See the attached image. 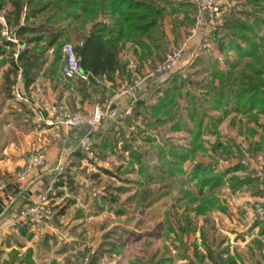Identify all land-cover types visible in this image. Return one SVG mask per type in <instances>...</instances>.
Segmentation results:
<instances>
[{
	"label": "trees",
	"instance_id": "obj_1",
	"mask_svg": "<svg viewBox=\"0 0 264 264\" xmlns=\"http://www.w3.org/2000/svg\"><path fill=\"white\" fill-rule=\"evenodd\" d=\"M232 1L235 4L230 11L223 13L222 25L212 29L210 33L214 44L218 46L221 53L225 54L228 68H219V61L215 60L208 66L211 69L210 82L200 87L205 97L199 99L189 94L188 117L194 122L193 128L190 129L189 147L179 150L176 146L169 149L157 146L163 165L160 169L161 173L156 178L151 173L152 164L148 159L150 152L145 147L137 149L130 139L127 140L125 132L126 128L133 125L138 118H142L146 128L150 129L164 127L169 121H172L171 129L173 130H181L182 123L186 125V121L182 122V119L176 121L175 118L181 106L179 98L182 97L183 88L187 84H193L194 81L184 74L183 69L174 70L171 73L156 71L158 64L165 60L170 47L171 42L164 28V20L168 14L178 10L175 1L0 0V11L4 10L8 27L15 29L17 37L25 45L34 43L32 47L29 46L19 53L18 61L23 68L20 89L25 95L30 94L29 87L46 64L48 60L46 53L53 46L54 59L48 72L52 77H56L60 68L63 45L71 41L73 37L78 40L75 49L80 56L81 68L90 75L89 81L76 80L80 83L84 98L88 96L87 87H95L96 77L112 82H115L118 77L122 80H131L133 74L128 71V63L120 55L126 42L135 45L140 68H144L145 63L152 60L156 77L162 80L140 93L133 114L122 126L120 134L124 139L123 148L130 156L129 165L136 167L145 181L153 182L168 177L173 178L171 183L175 186L183 179L184 161L189 157L193 158L198 150H206L204 130L207 127L205 119L210 117L208 107L215 111H223L224 115L232 111L242 114L247 117L248 122L264 128V124L260 121V116H264V0ZM188 3L194 5L196 11L194 21H197V5L191 1L186 4ZM185 18H190L188 13ZM89 25L90 28L87 29ZM4 28L5 25L0 21V55L8 54L15 67L5 75L8 84L6 89L10 92L15 82L11 74L16 73L18 64L13 58L16 44L2 35ZM80 42L82 45L79 44ZM231 52L235 53L232 60L228 57ZM202 59L197 57L194 61ZM196 84L199 85V83ZM154 93L157 99L153 103L150 97ZM222 121L223 116L210 117V123L215 128ZM107 129L110 133L117 132L114 126ZM211 130L208 129L209 132ZM92 131V135L95 133L101 135L104 128ZM137 132L140 134L144 132V129L137 126ZM137 132H132L134 140H136ZM216 132L218 139L213 145V150L219 155L224 152L228 159L233 154L232 147L228 144L224 145L220 139V133ZM250 133L256 135L257 130L251 129ZM145 138L148 141L154 140L149 135ZM237 150L239 153L242 152ZM250 151L264 152V134L258 142H254ZM167 153L172 155L171 159H167ZM76 155L81 159L86 157L80 148H77ZM240 170L248 171L249 175L246 177L237 175L236 172ZM107 172L110 171L107 170ZM191 172L192 178L197 181L198 193L182 190L189 205L188 212L182 215L177 214L175 222L171 220V224L176 227H170L172 231L176 230L177 240L183 245L182 258L187 261V264H239L241 255L232 254L230 247L223 245L225 238L216 235L215 227L194 225L190 212L195 211L196 216H199L207 214L208 210L215 206L221 205V208L225 209L220 203L216 190L226 184L227 178L230 179V186L234 191L246 185L247 188H254L258 194L261 193L259 185H254L256 177L253 171H250L248 165L241 160L219 171L215 170L212 162L197 161ZM68 175L72 176L71 173ZM61 178L58 183L60 185L64 183ZM69 184L72 185V182L69 181ZM157 192V189L145 187L141 190L140 203L153 204L155 198L161 196V194L157 196ZM193 203H197L195 208L192 207ZM259 216L263 218V215ZM256 223H261V220H256ZM262 223V232H264V222ZM197 230L200 232V243L186 241L185 236L190 237L196 234ZM257 242L261 245L260 240L257 239ZM98 252L83 253V255L88 254L87 264L98 263ZM163 261L152 259L151 263L163 264ZM71 264H77V262Z\"/></svg>",
	"mask_w": 264,
	"mask_h": 264
},
{
	"label": "rangeland",
	"instance_id": "obj_2",
	"mask_svg": "<svg viewBox=\"0 0 264 264\" xmlns=\"http://www.w3.org/2000/svg\"><path fill=\"white\" fill-rule=\"evenodd\" d=\"M174 1L177 3L178 0ZM219 1L223 6L224 1ZM233 5L223 9L230 11ZM166 21L168 31L175 40L171 17H167ZM207 31L211 33L210 27ZM183 38L181 36L180 39L175 40L176 44H172L167 52L170 48L181 51L180 60L185 61L180 69H183L184 74L194 81L193 84H187L183 88L182 97L179 98L181 106L175 118L176 121L181 119L182 122L186 121V125L182 123L181 130H173L172 121H169L164 127L150 129L146 128L142 118H138L135 121L131 119L134 124L126 128L125 132L127 140L130 139L137 149L145 147L150 152L148 159L152 164L151 173L155 178L161 173L160 169L163 165L157 146L166 149L176 146L179 150L189 147L190 129L194 125L188 117L189 94L199 99L205 97L200 87L210 82L211 69L208 66L215 60L219 61V68H228L225 54L221 53L216 44L207 47L200 42L196 45L199 56L195 54L193 57H183L187 42ZM128 55L129 52H124L123 58L129 60ZM233 56H235L234 52L228 54L231 60ZM130 57H134L132 52ZM197 57L203 59L194 61ZM53 59L54 53L49 56V64ZM5 72L6 70L2 72L0 69L2 90ZM142 74L133 73L130 79L144 76ZM156 80L157 77L151 76L146 78L144 83L153 86ZM42 82L45 83L46 79H40V85L45 88ZM79 84L76 80L61 79L58 74L52 77L51 85L56 89L55 99L68 111H78L77 104H84L82 101L84 98L80 96L83 92ZM87 88V91L100 90L101 86ZM2 96L8 97L12 105L22 104L15 100L11 91L5 92ZM36 97L35 95V99ZM150 98L153 103L157 99L155 93ZM79 107L80 110H84L83 106ZM10 110L14 112L16 108L11 106ZM208 110L210 117L223 116V121L215 128L210 123V117L205 119L206 150H198L193 158L189 157L184 161L183 179L175 186L171 183L173 178L168 177L153 182L145 181L137 168L129 165L130 156L123 148L124 139L120 129H116V133H110L107 129L110 126L103 127L104 131L101 135L95 133V158L85 157L76 178L69 176L68 172L67 177L61 178L66 181L64 185L67 187L64 191L67 195L61 197L57 190L60 199L52 201L55 215L40 225L33 226L21 222L14 226L15 228L10 227L4 233H0V264H71L73 262L87 264L88 254L83 255V253L89 251H99L97 264H152V259L164 260L163 264H185L187 262L181 258L184 252L183 245L177 240L176 230L172 231L170 227H176L171 224V220L175 222L177 214L188 212L189 205L182 190L198 193L197 181L192 178L193 165L197 161L212 162L215 170L219 171L241 160L248 165L250 171H253L256 177L254 185H259L261 193L258 194L254 188H247L246 185L234 191L230 186V179L227 178L226 184L216 190L220 203L225 209L220 205L210 208L207 214L196 216L195 211H191L190 215L192 222L198 227L202 225L215 227L216 235L225 238L223 245H228L232 254L241 255L240 264H264V235H260L258 227L252 228L256 221L255 215H261L256 210V204L264 207V152L250 151L254 142H258L264 134V128L248 122L247 117L233 111L224 115L223 111H215L209 107ZM260 121L264 124V116H260ZM137 126L144 129V132L139 134ZM101 127L99 125L95 131ZM209 128L212 129L211 132L208 131ZM251 129H256L257 134L250 133ZM216 131L220 133L223 144L232 147L233 154L228 159L224 152V155H219L213 150V145L218 139ZM132 132H137L136 140L132 138ZM147 135L154 140L148 141L145 138ZM237 149L242 152L239 153ZM166 156L167 159L172 158L170 153ZM236 174L241 177L249 175L245 170H240ZM145 187L157 189V196L161 194L151 205L140 203L141 190ZM196 205L197 203H193L192 207L195 208ZM260 226L262 228V225ZM185 239L188 242L200 243L199 230L190 237L185 236ZM257 239L261 241V245Z\"/></svg>",
	"mask_w": 264,
	"mask_h": 264
},
{
	"label": "crops",
	"instance_id": "obj_3",
	"mask_svg": "<svg viewBox=\"0 0 264 264\" xmlns=\"http://www.w3.org/2000/svg\"><path fill=\"white\" fill-rule=\"evenodd\" d=\"M190 1L191 0L176 1L178 10L174 13L168 14L164 20V28L167 37L171 42L170 47L176 42L175 40L180 39L181 36L184 37V41L187 40V42L185 43L186 49L184 51L183 57H193L195 54H197L196 56H199L200 53H197L198 48L196 45H198L200 42H203L207 47L210 46V44H214L212 36L210 35V33H207L209 27L206 24L197 27L196 21H194V18L196 16L194 5H189V3L186 4ZM223 1L224 5L222 6V8L231 6L234 3L232 0ZM182 2L184 3L181 4ZM8 9H10V7H8ZM223 11L226 12L227 10L225 11V9H223ZM1 13L4 15V10H1ZM186 13L189 14L190 18H185ZM167 17H171L174 23V25L172 26V33L175 36V40L172 39V36L168 31L166 25ZM3 24L5 25V23ZM6 26H8L7 21L5 27ZM88 28H90V25L87 27V29ZM9 30L11 32V35L15 36V38L18 39V42L14 41L16 44V50L14 52L13 58L18 64V67L16 73L11 74V77L15 80L11 87L12 92L13 85L15 83H18L19 87L22 85V77L18 79L20 69L22 70L23 74V68L18 61L19 53L29 46L32 47L34 43L25 45V43L17 37L15 29L9 28ZM3 31L2 35L5 36L3 34ZM70 42L76 45L78 43V40L73 37ZM54 49L55 48L53 46L47 51L46 57L48 60L43 66V69L39 72L35 82H33L29 87L30 93H34V95L37 96V99L33 100V103L31 105L26 103L12 105L8 97L2 96L5 94V92H7L6 87L8 86L5 75L15 67L12 64L8 54L0 55V69L2 72L6 70L3 76L5 79L3 90L0 89V181H3L5 183L4 187L0 189V233H4L8 228L11 227L12 229V227L18 225L17 223L14 224V210H16V208L22 206L23 204L33 203L37 201L39 195L57 175V173H59L60 176L64 178L65 176L67 177L66 173L68 172V174L71 173L72 176L76 178V174L74 173L75 169H80L79 167H81V163H83L85 161L84 159H86L79 158L76 155V151L82 136L88 132V127H73L65 125L61 122L62 110L68 109H66L63 104L57 102V99H55L56 89H54V87H52L51 85L52 76L48 72L51 66V64H49V56L54 52ZM124 52H129V55L127 56L129 57V60L123 58ZM131 52L134 54V57H130ZM16 54H18V57H16ZM120 55L121 58L128 63L127 69L129 72H132V74L138 72L143 73L142 75L144 76H148L147 78L151 76L156 77L154 65L153 63H151L152 60L146 62L144 68L139 67L140 60L137 53L135 52V45H133L131 42H126L123 45ZM184 61L185 60L179 62L175 70L182 68L181 66ZM62 63L63 50L62 57L60 59V68L58 75L61 79L66 80L61 72ZM41 78L46 79L45 83L42 82L45 88L40 85ZM105 81L107 83L101 85L100 90L89 89L88 96L86 98H84L83 95H80L84 98L82 99V101H84V104H77V108H79L78 111L91 113L93 111L94 105L99 101L102 102L109 99L114 94V89L123 80L122 78L118 77L115 82L108 80ZM158 81H160V79L156 80L154 83H157ZM94 86L98 87V85L96 84H94ZM149 87H151V85H145V83H143L141 93H143L147 88L149 89ZM127 101V99H125L124 101H120V107L123 108L127 104ZM50 103L58 107V110L55 114L52 112L48 113L44 109V106L51 105ZM11 106L15 107L16 111L12 112L10 110ZM79 106H83L82 108L84 110H80ZM41 113H43L44 116L48 119V122L39 121V116ZM105 122L100 124V126H114L115 129L121 130L122 126L125 125L118 124L116 122V119L108 120ZM92 136L95 140V134ZM43 147L47 148L46 164L41 168L35 169L29 175L28 183L17 181L15 177L16 171L25 163L27 156L31 152ZM65 182L66 181H64V183ZM64 183L62 185L57 184L56 186L61 197L67 195L64 191L67 186H65ZM57 199L60 198L57 197L56 200ZM255 217V220H261V223L258 224L255 221V224L252 228L256 229L258 227V229H260V235H264V232H262V228L260 226H263L262 221L264 222V218H261L259 215H255ZM182 260L187 262L183 258Z\"/></svg>",
	"mask_w": 264,
	"mask_h": 264
},
{
	"label": "built area",
	"instance_id": "obj_4",
	"mask_svg": "<svg viewBox=\"0 0 264 264\" xmlns=\"http://www.w3.org/2000/svg\"><path fill=\"white\" fill-rule=\"evenodd\" d=\"M197 5V27L204 24L208 25L210 29H216L223 23V8L219 0H192ZM0 20L5 23L6 19L0 11ZM3 34L8 40L18 42L15 36L11 35L8 26L5 27ZM82 45V42L79 43ZM63 63L61 66V72L65 79L68 80H84L89 81L90 75L81 68L80 56L77 54L75 45L71 42H66L63 45ZM181 51L177 48H170L166 53L165 60L158 64L156 71L171 73L175 70L176 66L180 62ZM18 57V54H16ZM153 75V73H152ZM22 77V70H19L18 79ZM148 76H138L131 80L121 81L114 89V94L107 100L97 102L94 105L91 113L83 111H68L62 110L61 122L68 126L89 128L88 132L84 134L79 142L77 148H80L86 157L95 158L94 139L92 133L100 124L108 120L116 119L118 124H125L127 119L133 114L134 107L136 106L137 99L141 93L142 85ZM107 83L105 79L96 77V85L101 86ZM15 100L19 103L32 104L35 100L34 93L25 95L18 83L13 85L12 89ZM127 99V104L122 108L120 107V101ZM43 109V108H42ZM44 109L49 113H56L58 107L56 105H46ZM39 121H46L48 119L43 113L39 116ZM47 148L43 147L31 152L25 163L16 171L15 177L17 181L22 183H28L29 175L38 168L43 167L46 164ZM78 174V169L74 172ZM60 174L52 179V181L45 187L42 193L39 195L37 201L33 203H26L14 210L15 220L14 224L21 222L27 223L33 226L40 225L48 219L52 218L55 214L52 201L55 200L57 195V184L60 182ZM5 183L0 181V189L4 187ZM256 210L261 215L264 214V207L260 204H256Z\"/></svg>",
	"mask_w": 264,
	"mask_h": 264
}]
</instances>
